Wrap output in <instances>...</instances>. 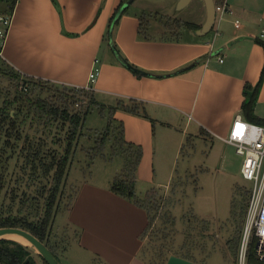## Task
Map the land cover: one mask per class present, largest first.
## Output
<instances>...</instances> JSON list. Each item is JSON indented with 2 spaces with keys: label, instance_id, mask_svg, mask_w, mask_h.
<instances>
[{
  "label": "crops",
  "instance_id": "crops-1",
  "mask_svg": "<svg viewBox=\"0 0 264 264\" xmlns=\"http://www.w3.org/2000/svg\"><path fill=\"white\" fill-rule=\"evenodd\" d=\"M214 1L228 3L225 14L217 13L214 28L206 35L198 29L194 37L182 33L177 38L164 27L158 36L152 34L149 16L154 10L146 2L136 5L138 0H19L2 60L22 75L69 87L91 86L98 102L103 96V102L115 106L119 101L141 103L147 117L119 108L114 118L123 122L125 138L143 148L137 190L144 195L150 186L162 185L159 172L172 176L177 159L170 156L184 154L187 134H192L189 139L195 135L190 131L225 141L236 115L254 122L242 107L246 84L256 85L264 68V46L257 40L264 41V0ZM124 2L128 6L115 25L114 42L134 67L148 74L109 56L114 53L106 36L110 19ZM182 2L175 0L178 10L192 0ZM204 10L201 27L206 4ZM143 17L148 18L146 34L140 32ZM214 30V39H207ZM254 113L264 120V81ZM112 181H81L64 222L77 232L74 243L91 264H149L141 256L149 213L111 190Z\"/></svg>",
  "mask_w": 264,
  "mask_h": 264
},
{
  "label": "rangeland",
  "instance_id": "rangeland-1",
  "mask_svg": "<svg viewBox=\"0 0 264 264\" xmlns=\"http://www.w3.org/2000/svg\"><path fill=\"white\" fill-rule=\"evenodd\" d=\"M141 2H146L149 8L154 10L149 16L150 32L157 36L160 30L163 31V27L171 36L172 28H178V21L196 24L204 21V5L206 3L204 4L203 0H192L191 4L183 10H178V5L175 6V0H138L136 5ZM147 21L148 18L146 17L144 26L148 25ZM166 24H168V28H165ZM115 25L113 24L109 35L108 33L106 35L109 43L111 35H114ZM179 32L189 34L191 37L196 36L195 32L186 26L184 29L181 28ZM214 34L215 30L206 38L213 40ZM109 56L111 58L114 56L119 61L115 53ZM102 58L103 54L100 55V60ZM10 68L0 58L2 100L4 98L13 99L17 90L22 88L18 85L20 82L13 77ZM35 84L36 87H34ZM32 85L31 96L33 99H37L39 96L56 97L61 93H66L70 97L74 96L76 100H86L85 104L81 106L82 109L87 108L93 91L90 88H81L86 89L85 92H82L76 90L80 89L78 87L72 90L69 86L65 87L61 84L40 82L39 80H35ZM98 100L101 106H89L91 107L90 114L81 131L82 135L72 160L70 172L64 181V192L59 197V212L49 238V243L56 248L62 264H91L90 259L80 252L74 243L77 239V232L64 222V212L72 205L80 182L83 180L98 183L112 181L114 176L124 168L123 156L119 155L120 153L113 155L116 147L119 148V146L114 144L112 133H110L111 140H108L105 148L103 147L105 156L100 152V148H102L100 138L106 132V127L112 117L110 107L115 106V104L103 102L105 100L103 96H99ZM74 107L76 110L79 108L75 105ZM101 108L104 110L102 115L100 114ZM15 113V110H12V114L15 115ZM25 114L26 112L21 113L18 118L19 121H22L20 128L24 135V139H20L18 142L19 146L16 145L17 149L19 147L18 152L22 151L24 147L26 133L31 136L38 135L36 129L39 125L38 119L34 118L33 115L25 116ZM112 127L113 129L117 128L119 132L118 122ZM44 129L45 132H49V129L52 131L48 137V145H51L50 142L52 141L54 148L63 152L68 142L69 127H64V125L56 122L52 128L46 129L44 127ZM190 132H195V135L194 138L189 139L192 134H187L184 154L180 155V152L178 157L170 156L171 160L177 159V169H174L172 176L169 178V172H159L162 185L157 186L156 189L159 191L160 205L157 211L152 212V216L154 215L156 218L144 235L141 256L149 264H166L168 255H173L172 253L175 252H190L197 260L206 262L205 264H240V250L247 221V204H249L252 187V182L242 174L244 158L237 153L234 145L220 138L201 134L199 130ZM0 144L2 145V142ZM119 150L117 151L120 152ZM175 151L176 149L173 151L174 154ZM166 152L169 153L171 150ZM110 156H114L113 160L104 158ZM15 160L16 157L13 158L14 162ZM13 161L12 163H14ZM19 174L21 172L18 171L17 176ZM11 176L12 178L17 177L16 173L13 172ZM46 180L43 179L38 184L36 181L35 187L40 188L46 183ZM30 181V174L27 172L24 175V180L17 183L23 184L25 187ZM141 186L143 185H140V190H144ZM9 187L8 184V190ZM151 188L155 187L150 186L149 189ZM22 189L20 193L18 192L17 201L11 202L16 212L20 209L21 204L19 202H22L20 201ZM5 195L7 203L13 201L12 194ZM37 202L39 209L45 208L44 196ZM30 207H26L25 210L27 211ZM20 212L26 213L24 210ZM6 238L12 239L11 235H7ZM239 239L238 254L236 255L235 246ZM27 245L38 252L34 245Z\"/></svg>",
  "mask_w": 264,
  "mask_h": 264
},
{
  "label": "trees",
  "instance_id": "trees-1",
  "mask_svg": "<svg viewBox=\"0 0 264 264\" xmlns=\"http://www.w3.org/2000/svg\"><path fill=\"white\" fill-rule=\"evenodd\" d=\"M18 1L19 0H0L4 11L10 14L14 13ZM54 1L56 2V0ZM124 4L125 2L118 7L116 12L110 19L108 35L113 24H117L119 18L124 14V12H126V9H124L123 12H120ZM145 18L146 17L142 18V25L140 29V32L142 34H146L147 30V26H144ZM167 25L168 24H166L165 28H168ZM184 26L193 31L201 28V25L195 23H182L181 21H178L179 29L172 28L171 32L175 33L177 38H179L182 34L179 31L181 28L184 29ZM257 40L264 46V41L262 39L258 38ZM10 71L13 77L20 82L18 85L22 88L20 90H17V94L11 100L5 98L2 100L3 95L0 92V143L2 142V145L0 144V228L20 227L32 232L41 241H43L60 260L56 248H54L49 243L52 228L55 224L56 216L59 212V197L64 192V181L66 180L70 172L72 160L78 148L80 137L82 135L81 131L83 130L87 118L90 114L91 107L89 106H101V104L97 101L94 91L91 92L90 102L85 109H82L81 106L85 104L86 100H76L74 96L70 97L66 93H61L56 97L39 96L37 99H33V97L31 96V86H33L34 84L32 85V83L35 80H39L40 82L44 81L46 83H50V81L22 75L12 67L10 68ZM135 72L141 74L137 71ZM263 81L264 68L261 79L256 85L246 84V100L244 101L242 107L245 114L253 119L255 123L260 124H264V120L255 117L254 112ZM34 87H36V84ZM71 89L75 90L76 88L71 87ZM76 90L82 92L86 91V89L81 88ZM74 105L79 108H77L76 110ZM103 107L104 106H102V108ZM102 108L100 110L101 115L104 113V110ZM110 108L112 117L109 120L108 126L106 127V132L103 133L100 138V146H102V148H100V152L103 156H105L104 148L106 147L108 140H111L110 133H112L114 136V144L119 146L120 148L119 150V148L116 147L113 155H118L120 153L119 155L123 156L124 168L121 172L115 175L110 188L115 193L131 200L138 206L143 207L148 211L149 224L145 230V235L156 218L154 215L152 216V212L154 210L157 211V209L159 208V191L156 188H152L144 195H141L138 192L137 171L143 157V148L141 147V145L129 142L125 138L124 124L121 121L115 120L114 114L115 111L119 108H122L134 114H141L146 117L148 116V114L142 108L141 103L134 100L129 101V103L127 104L123 101H119L116 106H112ZM12 110H15V115L12 114ZM23 112H26L25 116L33 115L34 118H37L39 125L36 127V129L38 130L37 136H31L29 133H26V137L24 140L25 144L22 148V151H20L22 152V154H20V152H18L19 147L17 149L16 145L19 146V140L24 139L23 132L20 128V122L22 123V121H19L20 119H18ZM56 122L64 125V127H69L67 136L68 142L63 152L55 149L52 145L54 144L52 141L50 142L51 145H48V137L50 136L52 131L51 129H49V132H45L44 129V127L46 129L52 128ZM116 122L119 123V132L117 128L113 129L112 127ZM117 150H119L120 152H118ZM15 157L16 160L14 162L13 158ZM95 158L92 159L94 160ZM104 158H106V160H113L114 156ZM12 161L14 163H12ZM13 164L14 166L12 167ZM18 171L21 172V174L17 176ZM12 172L14 174L16 173V178H12ZM27 172H29L30 174L31 181L30 183L25 185V187H23V184H18L17 182L24 180V175H26ZM43 179H47L46 183L40 186V188L35 187L36 181H38V184ZM8 184L10 185L9 190ZM33 188H35V190H33ZM21 189L22 191L20 201L22 202H19L21 204L20 209L16 212L13 207L14 205L11 204V202L17 201ZM34 191H36V193H34ZM8 193L12 194L11 198H13V201H10V203H7L6 201L5 194ZM43 196L45 197V208L41 210L38 207L37 200L42 198ZM26 207H30V209H27L26 211ZM23 210L26 212L25 214L20 212H23ZM239 242L240 239L236 242V255L238 254ZM256 243L257 237L253 235L248 248L247 264H264V258H261L256 253ZM172 254L200 264L206 263L204 261L197 260V258L190 252H175ZM170 255H168L166 261H168ZM42 263L48 264L44 256L36 252L29 245L11 238L0 239V264Z\"/></svg>",
  "mask_w": 264,
  "mask_h": 264
},
{
  "label": "built area",
  "instance_id": "built-area-1",
  "mask_svg": "<svg viewBox=\"0 0 264 264\" xmlns=\"http://www.w3.org/2000/svg\"><path fill=\"white\" fill-rule=\"evenodd\" d=\"M227 4L225 1L216 5L217 13L225 14L228 11ZM13 15L14 13H6L0 2V58H4V47L12 27ZM236 25L240 26L239 21ZM261 36L264 38V29ZM220 61H223L222 57ZM97 74L98 70L92 73V79L95 80ZM237 124L243 125L242 134L239 136L236 135ZM224 140L234 145L237 153L243 156L242 174L252 182L247 221L240 250V264H247L248 248L253 235L257 237L256 253L264 258V124L249 121L238 114L233 119L228 137Z\"/></svg>",
  "mask_w": 264,
  "mask_h": 264
},
{
  "label": "water",
  "instance_id": "water-1",
  "mask_svg": "<svg viewBox=\"0 0 264 264\" xmlns=\"http://www.w3.org/2000/svg\"><path fill=\"white\" fill-rule=\"evenodd\" d=\"M188 1L189 0H183L182 4H185ZM205 3H206V8H207V19L204 25L201 27V29L197 31L199 35H206L207 33H209L214 28L216 17H217V9H216L215 1L205 0ZM127 6L128 4L125 3L120 12H123V10L127 8ZM110 45L113 49V52L115 53L119 61H121V63H123L124 65H126L127 67H129L130 69L134 71H137L143 74H148L145 71H142L134 67L124 57V55L120 52V50L116 46L113 35H111L110 37ZM11 233H16V234H19L25 237L32 245H34L37 248L38 252L44 256L48 264H61L59 258L53 253V251L43 241H41L36 235H34L32 232L26 229H23L20 227H2L0 228V239L6 238V236ZM166 264H200V263H197V262H194V261H191L186 258L173 254V255H170Z\"/></svg>",
  "mask_w": 264,
  "mask_h": 264
},
{
  "label": "bare ground",
  "instance_id": "bare-ground-1",
  "mask_svg": "<svg viewBox=\"0 0 264 264\" xmlns=\"http://www.w3.org/2000/svg\"><path fill=\"white\" fill-rule=\"evenodd\" d=\"M9 236L11 235L12 239H15L21 243H24V244H31L25 237H23L22 235H19V234H16V233H11V234H8Z\"/></svg>",
  "mask_w": 264,
  "mask_h": 264
},
{
  "label": "snow or ice",
  "instance_id": "snow-or-ice-1",
  "mask_svg": "<svg viewBox=\"0 0 264 264\" xmlns=\"http://www.w3.org/2000/svg\"><path fill=\"white\" fill-rule=\"evenodd\" d=\"M236 129H237L236 135L237 136L241 135L242 134V131H243V125L237 124L236 125Z\"/></svg>",
  "mask_w": 264,
  "mask_h": 264
}]
</instances>
